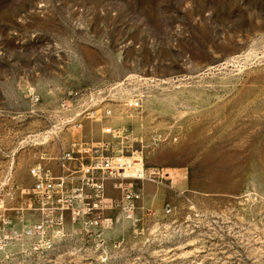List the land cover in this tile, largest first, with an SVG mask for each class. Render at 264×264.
<instances>
[{
  "label": "rangeland",
  "instance_id": "374dc122",
  "mask_svg": "<svg viewBox=\"0 0 264 264\" xmlns=\"http://www.w3.org/2000/svg\"><path fill=\"white\" fill-rule=\"evenodd\" d=\"M106 108L138 198L113 176L111 229L68 221L52 255L0 264H264V0H0V187L106 137Z\"/></svg>",
  "mask_w": 264,
  "mask_h": 264
},
{
  "label": "built area",
  "instance_id": "2783aa9c",
  "mask_svg": "<svg viewBox=\"0 0 264 264\" xmlns=\"http://www.w3.org/2000/svg\"><path fill=\"white\" fill-rule=\"evenodd\" d=\"M125 106L139 109L142 98H131ZM97 112L94 110L88 115ZM101 118L107 121L102 128L106 137L59 139L55 156L42 155L30 165L31 184L0 187V251L13 244L29 248L49 244L54 237L68 234V221L101 231L111 229L113 219L105 213L113 209V197L106 195V184L113 176L120 178L118 188L133 205L138 195L126 187L124 179L146 176L142 157L130 160L115 152L113 136L121 138L126 129L113 125L111 108L104 109ZM28 214L35 215L36 219L29 220Z\"/></svg>",
  "mask_w": 264,
  "mask_h": 264
},
{
  "label": "bare ground",
  "instance_id": "6f19581e",
  "mask_svg": "<svg viewBox=\"0 0 264 264\" xmlns=\"http://www.w3.org/2000/svg\"><path fill=\"white\" fill-rule=\"evenodd\" d=\"M67 234L64 236H57L54 237L53 240H51V242L49 244H44L41 246H38L37 248H29L30 253H36L37 256L38 255H52V253L55 251L56 247L60 244H62L63 240H65L67 238ZM23 252V251H22ZM21 252V253H22ZM45 259V258H44Z\"/></svg>",
  "mask_w": 264,
  "mask_h": 264
}]
</instances>
